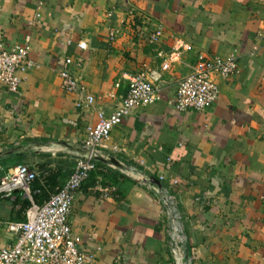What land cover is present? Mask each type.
I'll return each mask as SVG.
<instances>
[{
	"label": "crops",
	"instance_id": "crops-1",
	"mask_svg": "<svg viewBox=\"0 0 264 264\" xmlns=\"http://www.w3.org/2000/svg\"><path fill=\"white\" fill-rule=\"evenodd\" d=\"M42 1L0 0L4 46L29 36L36 63L21 74L19 93L0 84V178L25 162L65 182L87 153L97 110L111 108L128 78L145 72L158 99L113 128L73 202L81 247L96 264H264V0ZM37 11L40 20L31 23ZM159 25L163 34L154 38ZM175 39L192 48L164 70L158 53L171 51ZM198 52L234 54L240 73L215 72L217 100L185 113L175 106L176 88ZM65 56L96 97L93 106L80 110L62 87ZM99 183L113 187L108 198ZM168 195L183 241L163 202ZM29 202L20 190L1 196L0 220H23ZM0 240L15 241L5 224Z\"/></svg>",
	"mask_w": 264,
	"mask_h": 264
},
{
	"label": "built area",
	"instance_id": "built-area-1",
	"mask_svg": "<svg viewBox=\"0 0 264 264\" xmlns=\"http://www.w3.org/2000/svg\"><path fill=\"white\" fill-rule=\"evenodd\" d=\"M42 3V0H38V6ZM40 16L41 13L37 11L31 23L39 21ZM162 34V26L159 25L155 28L153 37L158 38ZM2 35L0 30V84L10 92L19 93L21 74L36 64L30 57L31 41L27 36L24 43L6 48ZM174 43L171 51L158 53L162 58L164 70L180 62L185 51L192 48L181 39H175ZM79 46L86 49L87 41H80ZM81 60L78 58V63ZM73 62L70 56H65L62 61L59 71L62 87L76 95L75 105L83 110L93 106L96 97L89 92L86 84L72 73L70 66ZM215 72L224 78L240 73L235 55L198 52L195 60L190 63L189 72L179 80L175 95L176 108L185 113L209 108L220 92L213 78ZM157 99V89L145 72L129 77L127 93L116 96L111 108L100 107L97 110L96 123L89 126L85 146L91 150V156H77L68 178L56 191L50 193L42 204H37L31 193L34 181L39 176L36 168L22 162L3 171L0 178V197L10 196L20 190L30 199L31 205L26 210L25 220H0V225L5 224L7 230L15 234V241L11 245H4L0 240V264H96L93 251L82 248L81 238L72 230L70 214L73 202L90 173L97 169L94 157L105 148L113 128L136 108L146 106ZM97 189L100 197L108 198L113 187L99 183ZM163 202L173 218L175 237L178 241H183L184 226L177 212L175 199L168 195L163 198Z\"/></svg>",
	"mask_w": 264,
	"mask_h": 264
},
{
	"label": "trees",
	"instance_id": "trees-1",
	"mask_svg": "<svg viewBox=\"0 0 264 264\" xmlns=\"http://www.w3.org/2000/svg\"><path fill=\"white\" fill-rule=\"evenodd\" d=\"M95 162L96 164H98V166L99 164H101L100 161L97 159L95 160ZM18 163H22V162H17L16 164H13V166L11 167H14ZM94 172H92L91 174L92 177L94 176ZM99 173L104 174L103 177H105V180L107 179L106 178L107 175L104 172L100 171ZM63 183H59L57 181V175L54 172L43 170L41 173H39V176L36 178L32 186L31 193L34 201L37 204H42L49 197L50 193L56 191V189L60 187ZM23 220H25V218Z\"/></svg>",
	"mask_w": 264,
	"mask_h": 264
},
{
	"label": "water",
	"instance_id": "water-1",
	"mask_svg": "<svg viewBox=\"0 0 264 264\" xmlns=\"http://www.w3.org/2000/svg\"><path fill=\"white\" fill-rule=\"evenodd\" d=\"M85 148V150H86V154H82V155H80V156H82V157H85V158H88V157H90L91 156V150L88 148V147H86V146H84ZM97 158H101L99 155H97V156H95L94 157V159L96 160ZM156 182H158V180L156 179Z\"/></svg>",
	"mask_w": 264,
	"mask_h": 264
},
{
	"label": "rangeland",
	"instance_id": "rangeland-1",
	"mask_svg": "<svg viewBox=\"0 0 264 264\" xmlns=\"http://www.w3.org/2000/svg\"><path fill=\"white\" fill-rule=\"evenodd\" d=\"M102 150V149H101ZM100 152V154H99V156L101 155V153H102V151H99ZM77 158V157H76Z\"/></svg>",
	"mask_w": 264,
	"mask_h": 264
}]
</instances>
